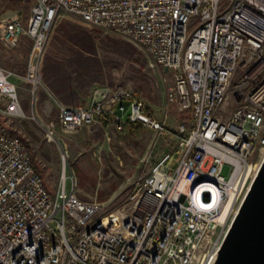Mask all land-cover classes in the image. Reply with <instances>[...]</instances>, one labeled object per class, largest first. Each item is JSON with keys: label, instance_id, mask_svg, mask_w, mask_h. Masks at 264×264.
Masks as SVG:
<instances>
[{"label": "built area", "instance_id": "obj_1", "mask_svg": "<svg viewBox=\"0 0 264 264\" xmlns=\"http://www.w3.org/2000/svg\"><path fill=\"white\" fill-rule=\"evenodd\" d=\"M224 1L35 0L26 22L3 25L8 48L31 41L25 81L33 99L43 90L48 43L64 12L130 42L171 73L167 104L184 119L173 154L138 178L112 213L78 197L57 134L98 122L165 131L130 91L97 86L88 108L58 106V120L43 126L60 153L54 191L22 139L0 132V264H214L264 162V0ZM126 103L125 121L118 113L127 112ZM0 112L24 116L2 68Z\"/></svg>", "mask_w": 264, "mask_h": 264}, {"label": "rangeland", "instance_id": "obj_2", "mask_svg": "<svg viewBox=\"0 0 264 264\" xmlns=\"http://www.w3.org/2000/svg\"><path fill=\"white\" fill-rule=\"evenodd\" d=\"M34 4L35 0H0V68L16 86L24 111L21 118L0 112V132L15 133L27 143L50 191L57 188L62 168L58 145L43 126L58 120L59 105L85 108L93 88L120 86L165 126V131L143 126L118 131L113 124L98 122L73 134H57L69 150L78 197L102 203L105 212L112 213L126 201L134 182L177 147L173 133L184 114L167 104L172 74L130 42L63 12L44 58L43 90L33 99L25 81L31 41L23 38L17 47L8 48L1 33L3 25L13 18L26 22Z\"/></svg>", "mask_w": 264, "mask_h": 264}, {"label": "water", "instance_id": "obj_3", "mask_svg": "<svg viewBox=\"0 0 264 264\" xmlns=\"http://www.w3.org/2000/svg\"><path fill=\"white\" fill-rule=\"evenodd\" d=\"M214 264H264V162Z\"/></svg>", "mask_w": 264, "mask_h": 264}, {"label": "crops", "instance_id": "obj_4", "mask_svg": "<svg viewBox=\"0 0 264 264\" xmlns=\"http://www.w3.org/2000/svg\"><path fill=\"white\" fill-rule=\"evenodd\" d=\"M99 87H106V86H103V85H101V86H99ZM110 87V86H109ZM91 95H92V91H91V94H90V96H89V99H88V103L86 104V107L85 108H88L90 105H91V101H92V97H91ZM126 108H127V112L126 113H118L120 116H122L123 118H124V120L126 121L127 120V115H129V107H127L126 106ZM134 126H141V125H133V124H126V128H129V127H134ZM42 174V173H41ZM43 176V175H42Z\"/></svg>", "mask_w": 264, "mask_h": 264}, {"label": "trees", "instance_id": "obj_5", "mask_svg": "<svg viewBox=\"0 0 264 264\" xmlns=\"http://www.w3.org/2000/svg\"><path fill=\"white\" fill-rule=\"evenodd\" d=\"M126 106L129 107V104L126 103ZM142 112H143V115L148 116V117H151V116L147 113V111H146L145 108H143ZM128 117H129V115H127V119H128ZM12 134L15 135V136H18V135L15 134V133H12ZM18 137H20V136H18ZM21 139H22V138H21ZM22 141L24 142V140H22ZM24 143H25V142H24ZM25 144L27 145V143H25ZM27 147H28V145H27ZM28 148H29V147H28ZM29 150H30V149H29ZM32 157H33V162H34L35 166L37 167L38 171L40 172V169H39V167H38V165H37V163H36V160H35V158H34V154H32ZM40 173H41V172H40Z\"/></svg>", "mask_w": 264, "mask_h": 264}, {"label": "bare ground", "instance_id": "obj_6", "mask_svg": "<svg viewBox=\"0 0 264 264\" xmlns=\"http://www.w3.org/2000/svg\"><path fill=\"white\" fill-rule=\"evenodd\" d=\"M177 146V145H176ZM78 190V189H77Z\"/></svg>", "mask_w": 264, "mask_h": 264}]
</instances>
